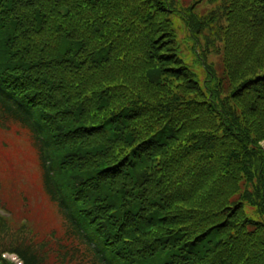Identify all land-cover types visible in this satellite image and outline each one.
<instances>
[{
	"label": "trees",
	"instance_id": "trees-1",
	"mask_svg": "<svg viewBox=\"0 0 264 264\" xmlns=\"http://www.w3.org/2000/svg\"><path fill=\"white\" fill-rule=\"evenodd\" d=\"M175 1L0 0V122L30 134L77 264H264V0Z\"/></svg>",
	"mask_w": 264,
	"mask_h": 264
},
{
	"label": "rangeland",
	"instance_id": "rangeland-1",
	"mask_svg": "<svg viewBox=\"0 0 264 264\" xmlns=\"http://www.w3.org/2000/svg\"><path fill=\"white\" fill-rule=\"evenodd\" d=\"M175 2L176 7L182 10L193 7L192 16L199 17L207 14L211 17L210 13L220 3L219 0ZM221 15L223 14L218 12L214 18L216 20L219 18L223 22L224 18H221ZM180 17L178 14L174 20V24L178 27H176L177 31L179 30L180 52L191 65L193 64V68L202 70L203 67H200L193 50L195 42L191 38L193 33L189 31L185 19ZM206 30L208 32L209 29ZM204 31L202 29L198 32L202 44L205 42ZM221 44L217 40L216 46L219 47ZM218 47L209 48V51L203 48L202 51L207 52L208 60L219 70L224 54ZM262 141L264 145V140ZM0 215H6L9 223L7 226L0 223V256L5 257L9 264H20L22 260L11 247L20 248L27 244L36 245V249L44 254L47 264H77L73 256L64 247L61 248L59 241L54 237L55 229L63 233L62 217L56 205L43 192L39 158L30 134L18 125L3 122H0ZM51 238L54 243L45 242Z\"/></svg>",
	"mask_w": 264,
	"mask_h": 264
}]
</instances>
